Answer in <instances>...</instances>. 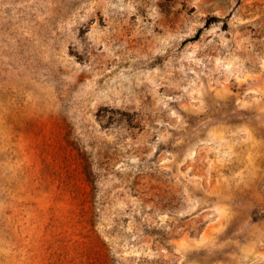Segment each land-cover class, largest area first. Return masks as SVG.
Masks as SVG:
<instances>
[{"label": "rangeland", "instance_id": "1", "mask_svg": "<svg viewBox=\"0 0 264 264\" xmlns=\"http://www.w3.org/2000/svg\"><path fill=\"white\" fill-rule=\"evenodd\" d=\"M0 264H264V0H0Z\"/></svg>", "mask_w": 264, "mask_h": 264}]
</instances>
